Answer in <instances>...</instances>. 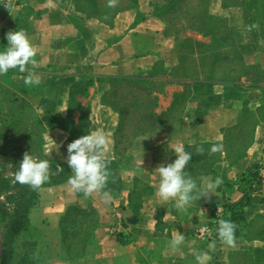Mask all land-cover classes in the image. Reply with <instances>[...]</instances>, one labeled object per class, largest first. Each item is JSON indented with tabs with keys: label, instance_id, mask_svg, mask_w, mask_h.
<instances>
[{
	"label": "crops",
	"instance_id": "0c3cea01",
	"mask_svg": "<svg viewBox=\"0 0 264 264\" xmlns=\"http://www.w3.org/2000/svg\"><path fill=\"white\" fill-rule=\"evenodd\" d=\"M160 3L164 0H117L110 8L108 0H29L3 16L0 52L10 31L24 30L37 49L34 71L41 83L26 86V73L18 69L0 75V118L17 113L31 129L41 122L50 174L67 163V146L74 140L97 128L109 136V204L96 194L74 193L68 180L38 190L30 230L63 254L50 255L47 264H197L193 249L208 252V264H241L236 258L244 252L252 264L264 263V182L259 177L264 168V0H206L204 12L220 23L208 21L206 34L199 35L206 45L195 43L193 50L168 31L157 12ZM229 43L237 58H230ZM140 81L142 87H129ZM247 118L252 137L238 153L231 140L249 127ZM177 143L192 153L188 165L217 160L198 180H223L212 195L183 212L174 201L155 195V169L174 162ZM214 144L223 149L209 154ZM197 147L204 153L197 154ZM188 165L185 171L192 175ZM249 172L255 179L248 184ZM244 190L250 203L236 215L234 206L243 202ZM216 205L230 209L225 220L237 225V246H222L217 238L213 252L208 249L212 241L196 233L208 225ZM69 206L98 213L93 245L77 261L61 247L59 224ZM176 231L185 240L174 254L168 243Z\"/></svg>",
	"mask_w": 264,
	"mask_h": 264
},
{
	"label": "clouds",
	"instance_id": "9594fccd",
	"mask_svg": "<svg viewBox=\"0 0 264 264\" xmlns=\"http://www.w3.org/2000/svg\"><path fill=\"white\" fill-rule=\"evenodd\" d=\"M116 5L117 0H108V7L113 8ZM6 40L7 47L0 52V75L6 74L10 69H18L20 73H26L23 76L26 86L39 85L41 77L34 71L37 64L35 59L37 49L30 42L27 33L24 30L10 31L6 35ZM190 143L195 144V141ZM108 144V134L102 128H97L67 146V164L73 173L67 181L71 190L74 193H82L85 198L96 194L105 205L113 199L110 190H106L110 176V161L105 151ZM222 149V144H214L209 154L221 152ZM172 151L176 155L174 162L167 165L161 164L155 169L158 180L155 195L164 202L174 201V207L183 212L194 202L212 195L222 185L223 180L219 176L215 180L210 176H201L198 183L185 171L192 153L185 151L182 143H177ZM196 152L203 154L204 149L197 147ZM14 180L21 185L30 186L33 190L40 188L50 180L49 161L40 160L25 153L18 170L14 173ZM153 223L155 224L156 221L153 220ZM236 228L237 225L231 220L218 221L216 232L222 246L228 248L237 246ZM184 240L185 236L176 231L174 238L168 243V249L174 254L180 252V246ZM216 246V241H212L208 244V249L214 252ZM193 255L197 264H208L211 260L208 252L193 249Z\"/></svg>",
	"mask_w": 264,
	"mask_h": 264
},
{
	"label": "rangeland",
	"instance_id": "374dc122",
	"mask_svg": "<svg viewBox=\"0 0 264 264\" xmlns=\"http://www.w3.org/2000/svg\"><path fill=\"white\" fill-rule=\"evenodd\" d=\"M205 4L206 0H182L176 4L178 6L177 9L180 8L179 12L164 14V18L168 24V31L177 35V38L181 42H185L184 40L191 42L185 43V47L188 46V49L190 46L193 48L195 43L206 45L199 36L203 34L200 31L197 32L192 29V26L197 25V21L192 18L200 17L203 14ZM162 5L164 4L162 3ZM228 50L230 58H237L231 43H229ZM208 58L212 59V55ZM234 62L238 63L237 59ZM230 66L235 67V64L232 63ZM4 115L6 117L0 118L3 120L2 125H0V264H47L46 259L50 255L57 254L60 256L61 254L62 256L63 254L58 252V248L56 250L53 241L48 240L37 230H29L26 233L20 234L15 239L12 237V242L5 249L3 247L7 243L5 235L6 228H8L11 220L9 216L15 210L14 201L11 197L14 196L19 187L18 182L14 180V173L18 170L25 153H29L35 158V152L38 150L36 144L33 145L32 149H28L26 143L19 142L24 141L28 130H30V121L17 113H7ZM247 121H249V127L237 130L236 135L231 140L232 148L236 150L240 149L238 153L244 151V148L248 146L252 137L251 118H247ZM12 124H15V126L10 127ZM211 147L209 146L208 148L210 149ZM216 163L217 160L209 162L207 160H200L193 165L189 164L192 169L191 176L199 183L200 181L197 178L198 173L210 169ZM197 204L198 201L194 202L189 209L196 207ZM235 210L237 213H240L239 207H235ZM73 232H76V230ZM262 236L264 237V234ZM93 242L92 240V245ZM6 251L7 254L5 253ZM236 259L241 264H252L248 252H244L243 255H240Z\"/></svg>",
	"mask_w": 264,
	"mask_h": 264
},
{
	"label": "trees",
	"instance_id": "16d2710c",
	"mask_svg": "<svg viewBox=\"0 0 264 264\" xmlns=\"http://www.w3.org/2000/svg\"><path fill=\"white\" fill-rule=\"evenodd\" d=\"M182 0H164V5L158 4L157 12L158 15L164 18V14L168 12H179L180 8L177 9V3ZM177 9V10H175ZM165 19V18H164ZM193 20L200 22L198 27H192L195 31H200L201 34L205 35L206 31L203 30L208 21H212V23H220L218 20L208 16L206 12L200 17H193ZM177 36V35H176ZM185 42L180 43H191L190 41L184 40ZM215 43V42H214ZM219 43V42H216ZM190 49L192 46L189 47ZM193 50V49H191ZM132 89H138L142 87L141 81L136 82L134 85L130 86ZM120 88V86H119ZM15 126L12 124L10 127ZM41 127V130H40ZM42 125L41 122L38 121L35 128L28 130L24 141H19L20 143H26V147L28 149H32L33 145H37L36 156L40 160H48L47 156L43 152V140H42ZM189 166V165H188ZM60 171L57 174H50V180L43 184L42 187H51L54 185L61 184L62 182L69 179L73 173L71 172L70 167L67 163L60 164ZM206 172V170L201 171L198 174ZM198 176V175H197ZM254 173L249 172L246 179L248 180V184L250 181H254ZM18 190L15 192L14 196L11 197L14 201L15 210L13 214L9 216L10 224L8 228H6L5 238L7 239L6 245H4V249L8 244L12 242L20 234L27 232L30 230V220L29 214L30 211L36 207L39 201V189L33 190L28 185H21L18 183ZM244 192L243 202L239 206H234V212L236 215H239L245 205L250 203V197L246 190ZM225 208V217L229 214V208L223 205ZM235 207L240 208V213H237ZM98 225V213L93 208H80L78 206H69L66 208L64 214L60 219V233H61V247L62 251L66 255V257L70 260L77 261L80 258L86 256L90 247L92 246L93 233L96 230ZM217 227L215 228V237L217 239ZM76 230V232H73ZM77 233V234H74ZM13 237V239H12ZM7 254V251L5 252ZM73 254V255H72ZM264 264V263H263Z\"/></svg>",
	"mask_w": 264,
	"mask_h": 264
},
{
	"label": "built area",
	"instance_id": "2783aa9c",
	"mask_svg": "<svg viewBox=\"0 0 264 264\" xmlns=\"http://www.w3.org/2000/svg\"><path fill=\"white\" fill-rule=\"evenodd\" d=\"M29 0H0V23L3 20V16L11 11L24 7ZM259 177L264 182V168L260 169ZM225 208L223 205H216L211 211L210 222L205 227L198 229L196 235L205 241H212L215 237V228L218 226V221L225 219ZM121 218L117 216V220ZM119 223L113 226V231L116 233L119 231Z\"/></svg>",
	"mask_w": 264,
	"mask_h": 264
}]
</instances>
